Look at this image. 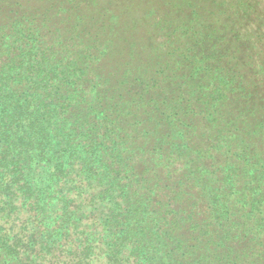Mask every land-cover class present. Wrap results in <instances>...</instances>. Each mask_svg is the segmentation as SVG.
Returning <instances> with one entry per match:
<instances>
[{
	"label": "trees",
	"instance_id": "obj_1",
	"mask_svg": "<svg viewBox=\"0 0 264 264\" xmlns=\"http://www.w3.org/2000/svg\"><path fill=\"white\" fill-rule=\"evenodd\" d=\"M262 0H0V264H264Z\"/></svg>",
	"mask_w": 264,
	"mask_h": 264
},
{
	"label": "rangeland",
	"instance_id": "obj_2",
	"mask_svg": "<svg viewBox=\"0 0 264 264\" xmlns=\"http://www.w3.org/2000/svg\"><path fill=\"white\" fill-rule=\"evenodd\" d=\"M261 9L264 11V0L260 1Z\"/></svg>",
	"mask_w": 264,
	"mask_h": 264
}]
</instances>
